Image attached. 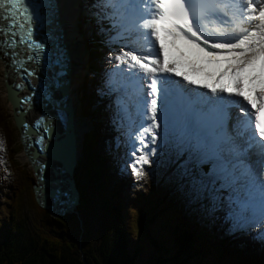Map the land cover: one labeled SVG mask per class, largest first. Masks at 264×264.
I'll return each mask as SVG.
<instances>
[{"label": "snow or ice", "instance_id": "6c2138e0", "mask_svg": "<svg viewBox=\"0 0 264 264\" xmlns=\"http://www.w3.org/2000/svg\"><path fill=\"white\" fill-rule=\"evenodd\" d=\"M0 7L7 13H0V21L8 22L0 23V36L6 38L0 49L27 44L36 53L28 60L39 61L44 45L33 39L36 8L27 0H0ZM95 7L101 10L99 18L112 21L115 35L109 43L123 42L111 55L115 66L108 83L123 89L118 107L130 127L139 118L140 144L147 147L145 137L151 143L158 139L174 91L170 76L209 90L212 96L201 95L182 110L179 140L197 163L212 162L199 183L213 197L228 192L229 205L239 209L230 218L241 227L258 224L264 229V0H97ZM16 28L26 38L17 41ZM11 56L14 69L24 67L15 51ZM9 94L20 103L11 86ZM30 100L25 97L24 102ZM233 107L241 113L235 135L227 129ZM36 124L39 129L44 118ZM44 130L50 132V123ZM43 140L37 141L41 151ZM150 163L149 154L142 152L131 164L132 174L144 176L143 166Z\"/></svg>", "mask_w": 264, "mask_h": 264}, {"label": "trees", "instance_id": "16d2710c", "mask_svg": "<svg viewBox=\"0 0 264 264\" xmlns=\"http://www.w3.org/2000/svg\"><path fill=\"white\" fill-rule=\"evenodd\" d=\"M83 20L92 22L89 17H83ZM82 26L86 28L84 23ZM88 110L89 104L83 111ZM95 116L99 122L104 119L102 110ZM90 144L89 152L99 158V150L95 149L94 143ZM11 162L17 167L13 160ZM100 184L98 181V188H102ZM25 193L29 195L27 201L23 198ZM13 195L16 197L9 203V225H0V264H136L142 254V246L136 236L141 232L148 235L150 225L155 221V212H150L148 206L143 208L137 217L134 234L121 213L120 204L114 207L105 199L97 210L95 202L82 195L83 208L87 216H92L90 223L72 214L52 217L37 206L30 186L27 188L25 184ZM199 231L195 226L193 228L192 223L188 225L182 222L175 227L171 239L152 238V244L159 249L154 256L156 264H163L167 258L172 259L167 255L168 250L163 249L166 245L181 257L192 258V264H200L208 253L214 255L215 264H260L255 258L239 259L242 255L233 258L234 250L227 252L229 244L217 238L211 221L203 231Z\"/></svg>", "mask_w": 264, "mask_h": 264}, {"label": "rangeland", "instance_id": "374dc122", "mask_svg": "<svg viewBox=\"0 0 264 264\" xmlns=\"http://www.w3.org/2000/svg\"><path fill=\"white\" fill-rule=\"evenodd\" d=\"M77 1L78 0H76L75 2L77 3ZM92 10L89 7H85V6L83 7V12H85L86 14L93 13ZM77 14H78V10L76 9L73 14L74 25L76 27L79 25L78 19L80 17ZM76 32L77 35L81 38L80 31L77 29ZM77 49H80V45L77 46ZM80 54L81 57L85 59L83 51ZM109 65L110 64H107L106 67H108ZM2 73H3L2 67L0 66V128L2 130V137L5 140V149L8 144V150L10 151V153H13V158H14L13 161L15 160L19 162L20 165L19 169L23 173V175L20 174L17 171L16 167H14L12 164H9V167L7 166L9 170L8 173L9 181L7 184L5 183H2V185L0 184V220L7 221L10 214L9 213L10 205L8 204V202L12 203V201L16 197V195H13L14 189H18L20 185L26 183V180H27V188H28L29 181L32 179L33 175L28 162L26 163L25 159L22 160L23 151L21 150V146L18 141L17 131L12 119L11 104L7 102V100L5 99V95L2 96V94L4 93L3 86L1 88ZM80 73L83 75L84 71L83 73L80 71ZM80 82L81 80L79 78L76 84L74 85V89L79 86ZM112 136L113 135H110V137ZM176 147H177V152L183 149L182 146L179 144H177ZM161 152L164 155L165 153L168 152V149H166L165 147L162 149ZM191 162L192 165H196V166L198 165L197 159L194 156H188V160L185 161L184 164L188 165L191 164ZM147 170L148 169L146 168L144 172H146ZM120 171L122 170L120 169ZM160 174H161V170L157 171V173L152 175L151 177H146L141 181H140L141 177L139 178L133 177L135 180L140 182L139 185L136 186L133 190L125 189L122 194L125 200H128L130 197H133L132 202H127L126 204H124L122 212L126 216L125 217L126 223L128 224L129 228L131 227V230L134 234H136L135 219L137 215L140 213L141 209L145 205H147V206H154L153 210H157V213L155 214L157 219L154 223L150 225L149 234L146 235L144 233H141V235L136 236L137 238H139V243L142 246V254L137 259L136 264H156V260L154 259V256H155V252L158 249L155 244L154 245L152 244V238L156 240H162L163 238L171 239L173 233V227L176 224L180 225L181 220L187 223L192 217L197 218L199 216H205V215L210 216V213L207 210L201 211L200 208H198V212L194 211L193 214L191 213L190 215L185 214L183 210L188 209V206L191 204L188 201L190 202L192 201V199L189 200V198L191 195H193L196 192V190L192 188L188 196L186 194H181V193H176L174 196H171L170 190L173 188L172 185L176 183L179 176L178 174H176L174 181H170L167 178H164L162 182L157 186L156 182ZM185 180H186L185 178L182 179L183 182ZM186 186H188V184H186ZM111 187L112 185L110 184V189ZM157 188L160 190H157ZM91 197L93 198L94 195H91ZM23 198L25 201H27V199L29 198L28 193H25ZM30 212L35 216V214L32 211ZM51 216L55 217L54 215ZM198 222L201 223L202 219L198 220ZM193 225H196V220L194 221ZM201 226L202 224L197 227V229H200V231L202 230ZM246 235H248V233H245L243 239L246 238ZM1 243L2 240L0 239V244ZM236 246L237 243H232L231 250ZM164 249L170 250L168 245L164 246ZM213 256L214 255L212 253H208L205 256V258L202 259L200 264H213L214 263ZM192 263H193L192 258L190 257L179 258V256L177 255L176 258L165 261L163 264H192Z\"/></svg>", "mask_w": 264, "mask_h": 264}, {"label": "water", "instance_id": "95a60500", "mask_svg": "<svg viewBox=\"0 0 264 264\" xmlns=\"http://www.w3.org/2000/svg\"><path fill=\"white\" fill-rule=\"evenodd\" d=\"M9 50H12V48H9ZM66 88L67 84L61 88L60 96L64 94L61 91L64 92ZM68 110L70 111V109ZM49 113L50 110L45 109V114L49 115ZM53 119H55L54 116L47 117V121L51 123L50 127L52 130L50 132L40 130L41 135L37 137L39 140L41 136L45 138L52 135L56 140L53 143H44L43 151H41V144L36 145L35 143L37 141L32 142V152L28 151L27 156L35 161V170L37 169L40 172L39 176H41V181L37 188L40 201L46 206H51L55 212H58L57 205H61L60 211L65 212L66 210L71 211L77 204V195L71 185L72 180L70 178L72 170L75 167L76 140L73 119L71 117L67 119L63 127L64 130H60L58 126L54 128V123H52ZM63 119H65V116L58 118V120Z\"/></svg>", "mask_w": 264, "mask_h": 264}, {"label": "bare ground", "instance_id": "6f19581e", "mask_svg": "<svg viewBox=\"0 0 264 264\" xmlns=\"http://www.w3.org/2000/svg\"><path fill=\"white\" fill-rule=\"evenodd\" d=\"M76 0H57V4L59 7V21H60V29L63 31V39L64 42L67 44L70 50V55H71V67H72V72H71V95L73 93L72 87L73 85L76 84L78 79L81 77L80 71L83 73L84 71V59L81 57V52L83 51L82 49H77V46L80 45V40L79 36L75 32V27H74V11H75V2ZM81 51V52H80ZM84 53V52H83ZM0 56H1V51H0ZM85 56V53H84ZM1 59V58H0ZM83 65V66H81ZM0 66L2 67V80H1V88L3 86V94L2 96L5 95L6 93L4 90V85L5 83V64L2 60H0ZM81 66V69H80ZM10 77V76H9ZM8 77V78H9ZM84 121L77 119L76 125H75V131L76 133L80 136L83 137L85 133L84 129ZM80 157V151L78 153V160ZM22 156V160H24ZM264 231V229H263ZM263 231H260L258 234H261ZM261 238V237H260ZM263 240V239H262Z\"/></svg>", "mask_w": 264, "mask_h": 264}]
</instances>
